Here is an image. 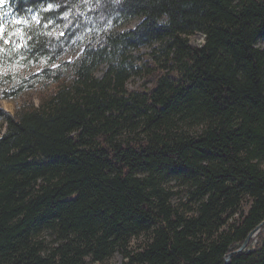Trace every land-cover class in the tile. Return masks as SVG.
Here are the masks:
<instances>
[{
    "label": "trees",
    "instance_id": "16d2710c",
    "mask_svg": "<svg viewBox=\"0 0 264 264\" xmlns=\"http://www.w3.org/2000/svg\"><path fill=\"white\" fill-rule=\"evenodd\" d=\"M8 3L41 70L3 97L66 80L0 108V264H264V0Z\"/></svg>",
    "mask_w": 264,
    "mask_h": 264
},
{
    "label": "rangeland",
    "instance_id": "374dc122",
    "mask_svg": "<svg viewBox=\"0 0 264 264\" xmlns=\"http://www.w3.org/2000/svg\"><path fill=\"white\" fill-rule=\"evenodd\" d=\"M34 19L39 16L34 15ZM140 18H134L120 26V29H129L134 27ZM29 24L28 20L16 15L9 6L8 0H0V108L16 113L21 107L27 108L30 104L35 106L39 105L43 99L53 95L64 82L65 77L60 80L54 81L51 78H45L41 82L35 84L25 91L17 94L12 98L3 97L4 91H8L10 86L18 85L22 78H28L33 74L39 73L41 70V63L33 59H28L25 53L24 44V29ZM205 40V34L197 31L189 36V43L192 45H200ZM255 45L264 49V39L256 41ZM159 46V42L153 45H142L134 54L149 52L153 47ZM83 46L76 44L71 50L66 52L54 66L60 65L61 62L75 61L80 57ZM106 70V65H101L96 71V75L100 77ZM143 76L132 75L127 81L129 89H135L143 83ZM65 83V82H64ZM68 83V82H66ZM5 129V124H1L0 132ZM264 168V162L260 164ZM165 185L172 188L175 192L174 200L178 201L179 197H185V188L178 180L170 179ZM255 242V241H254ZM254 242L252 244H254ZM137 243L136 238H132L130 245L135 246ZM252 246V245H251ZM122 254L119 251L103 262L96 264H121Z\"/></svg>",
    "mask_w": 264,
    "mask_h": 264
},
{
    "label": "water",
    "instance_id": "95a60500",
    "mask_svg": "<svg viewBox=\"0 0 264 264\" xmlns=\"http://www.w3.org/2000/svg\"><path fill=\"white\" fill-rule=\"evenodd\" d=\"M263 223H264V220H263V221H262V222L256 227V229H258V228L260 227V225L263 224ZM252 235H254V231H251V232L249 233L247 239L244 241V243H243L239 248H237L236 250H234V251L228 253V255H227L226 259H225V262H224L223 264H225V263L228 261L229 256H230L232 253H235V252H237V251H241V250H243V249L246 247V245H247V243H248V240H249V238H250Z\"/></svg>",
    "mask_w": 264,
    "mask_h": 264
}]
</instances>
